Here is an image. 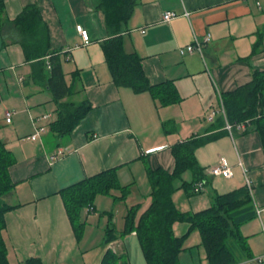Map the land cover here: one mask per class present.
Returning <instances> with one entry per match:
<instances>
[{"label":"crops","instance_id":"1","mask_svg":"<svg viewBox=\"0 0 264 264\" xmlns=\"http://www.w3.org/2000/svg\"><path fill=\"white\" fill-rule=\"evenodd\" d=\"M0 1L5 6L0 21V139L16 159L10 169L16 186L6 198L14 209L5 215L11 264L32 259L41 264H101L108 248L124 255L128 264H147L135 232L103 246L108 214L113 212L117 231H123L127 210L141 205L140 216L152 202L147 168L172 172V146L201 137L213 139L196 151L200 166L207 171L226 158L233 176L207 174L202 193L188 195L178 190L174 194L177 209L198 213L211 207L214 196L247 187L255 217L240 227V233L251 257L239 264H250L264 255L262 140L253 126L231 136L219 112L220 96L249 83L254 70L264 71V0H139L123 31L125 50L141 57L152 85L165 83L176 90L177 104L167 107L150 93L136 94L115 85L101 47L110 33L94 0ZM29 5L40 9L52 49L62 54L66 82L68 86L73 83L74 90L65 101L88 100L92 105L87 117L63 138L50 130L57 120V105L48 88L30 80L31 63L26 61L18 42L21 34L13 23ZM167 11L179 17L165 22ZM185 11L191 13L189 18L183 16ZM79 25L89 33L87 45L77 30ZM208 35L211 40L205 42ZM195 38L203 45V54L182 56L181 50L193 45ZM212 110L217 112L213 123L208 121ZM9 111L13 112L11 123L6 122ZM39 127L46 130L33 141ZM60 150L64 156L52 162L50 158ZM113 168L119 169L122 186L131 185L125 207L120 206L122 201L98 196L93 210L83 212L86 227L78 241L61 191ZM184 179L192 180V174L187 172ZM113 194L120 197L118 191ZM99 208L107 212L105 223ZM190 227V223H176L175 235H187ZM180 263L208 264L198 231L186 239Z\"/></svg>","mask_w":264,"mask_h":264},{"label":"trees","instance_id":"2","mask_svg":"<svg viewBox=\"0 0 264 264\" xmlns=\"http://www.w3.org/2000/svg\"><path fill=\"white\" fill-rule=\"evenodd\" d=\"M94 4L104 14L106 28L110 33L101 47L115 85L130 88L136 94L150 93L164 107L177 104L176 90L165 83L152 85L143 69L141 57L125 50L123 31L132 19L139 0H94ZM4 14L5 6L0 1L1 22ZM13 23L21 34L18 42L24 50L26 61L31 63L30 80L35 85L48 88L57 105V120L50 124V130L58 138L66 137L87 117L92 105L88 100L81 103L65 101L72 94L74 86L73 83L68 86L66 82L61 63L62 54L52 49L50 31L38 6L25 7ZM222 97L228 122L233 125L249 122V126H253L259 133L264 148V71L254 70L249 83L223 94ZM221 119L225 126V119ZM212 139L191 138L173 145L171 152L175 167L172 172L161 167L147 168L151 185L150 206L140 216L141 205L127 210L125 226L121 232L117 231L113 214L109 213L103 246L107 248L111 243L135 232L147 264H181L180 255L185 250L186 239L190 233L198 231L208 264H239L250 258L246 238L240 233V227L255 217L252 197L247 187L214 196L210 208L194 214L181 212L174 202V194L178 190L194 195L197 183L202 180L206 184V170L200 166L196 151ZM15 164L13 153L0 139V264H11L5 215L14 209L6 198L14 192L16 186L10 175V169ZM118 171V168L105 170L61 191L66 213L78 241L83 238L86 227L83 212L94 206L98 196L122 202L128 199L131 185L120 184ZM187 172L192 174V180L184 179ZM114 191H118L120 197L115 196ZM179 222L191 225L189 233L183 237H177L174 232V225ZM106 252L101 264H128L124 255L109 248ZM25 264L41 262L32 259Z\"/></svg>","mask_w":264,"mask_h":264},{"label":"built area","instance_id":"3","mask_svg":"<svg viewBox=\"0 0 264 264\" xmlns=\"http://www.w3.org/2000/svg\"><path fill=\"white\" fill-rule=\"evenodd\" d=\"M191 15L190 12L188 11H185L183 16L189 18ZM177 17H179V14L175 11H167L163 14V20L165 22H170L174 19H176ZM77 30L78 32L80 33L84 43L87 45L90 43V36H89V33L87 30H85L81 25L77 26ZM211 38H210V35H208L206 38H205V42H210ZM203 45L201 44L200 40H198L197 38H195V43L193 45H189L187 46L186 48L182 49L181 50V54L182 56L184 54H192V53H195V52H199L201 54H203ZM222 98L220 96V100L222 101ZM220 114L221 116L225 119V130L231 135V136H234V132L235 131H240V132H244L247 130V128L249 127L250 123L249 122H243V123H240V124H237V125H233L231 123L228 122V120L226 119V113H225V109L224 107H220ZM217 112L212 110L208 116V121L209 122H212L214 121L215 119V116H216ZM12 118H13V112H7L6 113V122L7 123H11L12 122ZM48 118V116H45L44 119ZM45 127H39L36 129V133L31 137V139L33 141H36L37 138L41 135V133H43L45 131ZM64 156V152L62 150H60L56 155H53L50 159L52 162L56 161L57 158H59L60 156ZM229 162L226 158H221L219 160V162L209 168L207 171H206V174L208 175H213V176H219V177H223V178H231L233 176V170L231 168V166H229ZM240 165H242L244 171L246 172V169L244 167V164L243 163H240ZM247 185L250 187L251 186V182L248 180L247 182ZM204 187H205V184L204 182H199L196 184L195 188H194V192L195 193H202V191L204 190ZM89 210H93L92 206L88 208ZM250 264H264V255L263 256H259V257H256L252 260H250Z\"/></svg>","mask_w":264,"mask_h":264},{"label":"rangeland","instance_id":"4","mask_svg":"<svg viewBox=\"0 0 264 264\" xmlns=\"http://www.w3.org/2000/svg\"><path fill=\"white\" fill-rule=\"evenodd\" d=\"M221 101V100H220ZM220 107H224V104H223V100L221 101V103H220ZM3 108V106H1V109ZM63 155V154H62ZM124 202H122V204L120 205V206H123V207H125V203L123 204ZM97 204H98V202H97ZM117 207V206H116ZM123 207H121V208H123ZM100 209V211H101V216H103V217H100L101 218V220H102V223H105V222H107V219H108V217L106 216V214H107V212L106 211H104L102 208H99ZM112 214H113V212H111ZM114 215H116V208H114ZM117 217V216H116ZM118 220H119V226L121 225V222H122V218H121V216H119L118 217ZM103 226V224L102 225H100V228ZM99 228V227H98ZM98 229H95L94 230V235H97V231ZM91 232H93V231H91Z\"/></svg>","mask_w":264,"mask_h":264}]
</instances>
